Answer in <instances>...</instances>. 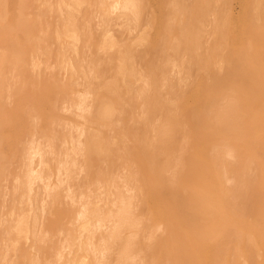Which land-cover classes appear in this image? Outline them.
<instances>
[{"label": "rangeland", "instance_id": "374dc122", "mask_svg": "<svg viewBox=\"0 0 264 264\" xmlns=\"http://www.w3.org/2000/svg\"><path fill=\"white\" fill-rule=\"evenodd\" d=\"M14 1L15 0H10V3L14 2ZM25 1H27V6H29L30 8L28 7L29 9L27 8L24 11H22L19 19L22 20L23 22H27V23H28V21H32L29 23L33 24V26H32L33 31L30 35V38H28V39H25V37H23L22 32H18V31L16 32L15 37L20 39V40L23 39V41L26 40V43H28L29 50L26 54L27 57L25 55L22 56V63H21L20 60H18L16 58L14 59L8 54V53H13V54L16 53V51L13 50L10 46V44H11L10 40H8L6 43L0 44V71H1V69L3 71V73H1L2 71L0 72V80H1L0 81V84H1L0 87L3 88L2 93H1L2 88H0V106H1L0 111L5 110L7 107L10 110L14 109L16 104L19 103V101H17L18 98L16 96V94L18 95V92H19L18 90L22 91V93L21 92L20 93L24 96V93H23L24 89H27L26 90L27 92H30V90H28L29 88L32 90L38 89L39 90L38 94L40 95V93H42V92L40 91L41 88H39V87H40L42 82H43V84L45 83L47 85H49V84H51V85L60 84L68 77V74L71 70L74 73V78L72 80L76 84L75 88L79 91H82V90L85 91L86 89H87V91H89V93L87 95H85V96L83 95L85 100L87 99L86 100L87 103H86V101H85V103L88 105V103L89 104L91 103V100L94 98L95 94H96V96H99V94L103 95L104 93L109 94L108 91L106 90V87H104V86H107V85L110 86L111 84H113L112 82L115 79V74H116L114 66L116 67V65L119 63L118 56L121 54L119 52V55H118V51H123V49L125 47L130 46V47H132L131 49L135 50L134 53L136 55L144 56L145 58H143V59L141 57L137 58V57H135V54L133 55L134 58H136L135 59V61H136L135 65L136 64L137 65L135 67L138 71V74H137L135 80H133V82L131 84V86L133 88L132 90H129L130 88H128V92L126 94L123 93V88L119 87V86H121V84L124 86L125 84L120 83V81H117L118 84H116V85L119 87V89L121 88L123 96H122V94L116 95V97H115L116 100L112 101V103H115V104H113L115 106V108L119 109V110L115 109V114L113 115L115 121L112 118L113 117L112 116L111 120L109 118L104 119V120L107 119L106 120L107 122L105 123V125L102 124L99 127L92 125L94 129L91 131L94 132L96 129L95 132L97 133V130H98L97 128H99L98 131H100V133H101L100 135L101 136L103 135L102 136L103 138L106 137V138H104V139H106L105 143L108 142V144L111 146L110 147L108 145V147L111 149L110 152L111 153L113 152L112 154H110V156L112 155V158L114 160L116 159L115 167H113V168L111 167L110 169L107 170L108 166L106 167V165H107L106 160L109 159L108 157L105 158L106 160L102 159L103 161L100 160L96 164V166H98V167L100 166L101 171L98 167H96V169L92 168L91 170L87 169L88 168V167H86L87 165L80 167L81 165H83V163L86 164L85 161L82 162V160H85L84 156L81 157L79 155H74L72 152H70V150H68V148L70 149V147H71V145H70L71 142H69V140H70L69 134L70 135L72 134L73 137L76 138L78 135H80L79 132L82 131L81 129L88 127V125H91L90 123L87 124L86 120H84L85 117L88 116L87 111H85L86 108H84L82 110V109L78 108L74 103L69 102V103H71V104H69L68 101H64L66 103L62 102V104H61V102H60V105L55 110V112L57 113V116L58 115L60 116L59 120H56L57 123L55 121H53V122H55L53 124V122H51V120L46 119L45 125L48 127L50 126L49 130L46 131V129H45V132H47V133H42L43 134L42 135L40 132H38L40 134L37 135V131H39L38 127L43 123L42 122L43 119L41 117H39L38 115H36L37 113H36V111H34L35 109L30 108L31 105H30L29 101L27 102L26 101L27 98H24L26 100H24V99L23 100L25 102H27V106H26L25 102H23L24 106H26L25 112L27 110L26 119L28 121L26 120L27 123L25 124L26 130L28 129L30 132V130L34 126L37 127V128H34L35 130H33V131H35V134H36L35 137H31L30 135L25 137V138L23 137L24 139H27V140H24V139L20 140L19 139L17 141V139H15V141H14L13 137L15 134V130H13L10 123L8 121H6L5 116H2L0 118L2 120H5V123L7 124V125L4 124V126H5V129L3 130L4 136H3V133H1V135H0L1 140L3 139L2 141L0 140V264H172L171 257H170L171 255L174 256L175 258L176 257L178 258L177 264H180L179 260H181V259H183V260L185 259L184 264H191L194 261L196 262V263L194 262V264H202V262L200 260H192L191 261L188 258H186L184 254L182 255V253H185V252H184V249H181L180 247H182V245L184 246L187 244L186 242H185L186 244H184L185 240L188 242L186 236L183 233L178 234L180 236H178V235L175 236L176 238H179V245H180V246H178V248H176V251H175L176 253L173 252V250H172L169 252L171 255L170 254L168 255V251L166 250L165 246H164V248H163V246L162 247L161 246H157V247L154 246L155 242L153 244V241H156L157 239H161L160 237H162V236H163L162 239L165 238L164 236L166 235V232H165V227H164L163 223H159L158 221L154 222V219L151 217L152 214H150L152 212L150 211V209H148V205L146 204V202H144L145 199L143 200V198H145V197H143V195H140L142 193L144 194V192H143L144 187L142 185L144 183V182H142L143 177H142V175H140V174H143V172H142L143 166H141V168L139 165L138 166H136V165L132 166V164H130V163L132 162L134 164L133 157L129 159V162L127 160V162L130 165V166H128L127 162H125V160L121 157L130 148L131 149L128 151L131 152V150H132L133 154H135L136 152H138L142 149L141 147L144 144H148V145L153 144L154 145L156 143V140H157V131L156 130H158L159 134L161 132L160 136L162 135V133H163V135L166 133H170V132H168L169 131L168 127L166 128V126H168V125H164V123H165L164 120H166L165 118H167L168 114L161 112V111L150 115L148 117L147 121L145 122L144 127L141 125L143 123V121H145V118H146L145 107H144V105L141 104V102H142L141 99H143L144 96L147 95V93H148V92L146 93V91H143V90H145L147 79L150 80L153 78L152 80L158 81L159 84L156 82L155 87H156V90H158V92L160 93L161 99L167 105H169V103L166 102L167 99H169L170 101L173 100L172 101V105H173L174 100H176L178 95L180 94L178 91L181 90L182 92H190L191 90H194L196 88L197 81H198V83L200 82L199 80H201V81L208 80L209 81V79H210L209 77L211 76L210 71H213L215 74L222 73V71H223L222 68L224 67V63L221 60L223 55H224V54L222 55V51H224L226 54L228 49H230L231 44L235 43L237 40L240 43L236 42V44H239V46H242V47L245 45V43H246V45H248L247 42L250 41V39L248 37H246L247 36L246 32L242 31V29H243L242 21H245V20L242 17L243 13L241 14V9H242L244 1H245L244 4L248 5L250 7L255 6L256 2L258 5L260 2H262V4H260V6H261V10L264 12V0L263 1H261V0H243V1L242 0H219V1L218 0H208V1H206L207 4L204 3V6H206V5L209 6L210 3H211L210 4L211 6H209L207 8L209 13L207 12L208 14L207 15L205 14V16L203 18L204 21H202L204 23H199V26H202L201 29L203 31V32L201 31V33L203 35L202 40L200 39V41H202L201 42L202 47L200 48L199 52L201 54H203V56H204L210 50V47H211L213 40H214V33H213L214 30L213 29H214V27L217 26L218 23H224L225 22V28H228L227 33H225L226 38L223 39L224 42L222 41L221 45H219L214 50L215 54L213 57L215 58V60L213 58H210V60H209V66L210 67L208 66V68L210 71L206 70L205 68H202V66L199 64L197 65V62L192 61L191 59H190L191 61H189L190 62L189 63L188 62L189 58L186 57L187 56L186 54H184L183 56H185L184 60L186 59L188 65H187L186 61L183 60L182 53H180V55H179L181 57L174 56L175 53L174 52H173L174 54L172 53V55L175 57L174 58L175 60H177L176 57H178V60H177L178 62L177 61L175 62V60L173 59L174 60L173 61L171 58V57H173L172 55L169 58L167 57L168 55L170 56V52H172V51H170V48L168 50V47H165V48H167L165 51H167V52L170 51L167 54V52L163 51L165 48L159 49V46H158V47H156V49H152L149 47L148 39H152L153 35L155 36V34L157 33L156 32L157 26L160 27V31L162 33L161 25L163 22H166L165 20L167 19L166 17H168V15H169V17H171V15H175V17L173 16L174 18L173 17L170 18V19H174L175 22L172 20L173 23H176L177 19L179 20L183 16L179 12H177V14L171 13L170 9L172 10V7H171L172 5L171 4L167 5L168 0L167 1L166 0H143V2L141 3V7L144 6L142 12H144V11L148 12L151 14V16H150V14L147 13V14H145L148 16V18H147V17H145L144 13H141V15H139V17H138V20L135 19V15L133 17V15L131 13L132 11H129L131 13V14L129 13L130 14L129 15L127 9H123L120 7L119 8L121 10L123 9L122 11L118 7H116L115 10L110 9V7H109L110 4H108L107 5L108 7L106 9H104L106 11V13L104 10H103L104 12L103 11L101 12L102 9L100 10V8H99V7H101L100 6L101 0H74V1L73 0H33V1L32 0H25ZM106 1H107V3H112L113 0H106ZM173 1L177 2L176 0H173ZM173 1L170 0L169 3L170 2L172 3ZM193 1L194 0H183V1L178 0V2L183 3V5H184L183 7H185L184 8L185 10L190 9V7L192 8V6L195 3V2L193 3ZM28 3H30V5ZM33 3H34V5H31ZM192 3H193V5H192ZM249 3H250V5H249ZM217 4H218V6H217ZM71 5L74 7H71ZM169 5H171V6H169ZM69 6H70V8H69ZM215 6H216V9H215ZM14 7H15V5L12 6V4H9L7 11H6V14H5L6 16L5 15L3 16V19H5V20H3L4 21L3 24L6 23V21L10 23L11 21H9V20L15 16L16 11L14 10ZM166 7H169V9ZM262 7H263V9H262ZM144 8H145V10H144ZM163 8L164 9L166 8V9L164 10ZM205 8L206 7H204V9ZM31 9H32V11H30ZM27 10H29V11H27ZM39 10H41V13H39L40 12ZM81 10H83V11H81ZM168 10L170 12H168ZM164 11L165 12L167 11L168 13L167 12L164 13ZM205 11H207V10H205ZM253 11H254V13L249 12V14L251 13V15H249V16H251L250 19L252 18L253 21L257 25H259L261 23L263 24L264 23V13L261 11V14H259V18H257L258 14L255 13L254 9H252V12ZM83 12H86V13H83ZM172 12H174V11L172 10ZM66 14H68L71 19L69 17H67L68 15H66ZM22 15H23V17H21ZM30 15H31V17H30ZM177 15H179V17ZM217 15H218V17H220L221 20L217 17ZM228 15H229V17H227ZM36 16H38V17H36ZM176 16H177V18H176ZM185 16H188V15H185ZM207 16H209V17H207ZM32 17H33V19H32ZM157 17H159V19ZM164 18H165V20H164ZM224 18H225V21L223 22ZM150 19H151V21H150ZM170 19L169 20L167 19L168 20L167 22L170 23V21H171ZM139 20H141V21H139ZM201 20H202V18H201ZM215 20H217V21H215ZM231 20H232V22H231ZM257 20H258V22H256ZM133 21H135V23ZM238 21H240L241 23ZM136 22H138V25H136L137 24ZM150 22H152V23H150ZM139 23L142 26L145 25V27H143V29H145L144 32L142 30V26ZM34 24L37 26H35ZM230 26H231L232 30H230V28H229ZM74 27H76V28H74ZM137 27L139 30H137ZM7 28H8V26H7ZM8 29H9V33L12 34V31L10 30V28H8ZM69 31H70V33H69ZM231 31H232V33H231ZM145 32L146 33L148 32L147 33L148 35H145L146 34ZM234 32H235V34H234ZM140 33L144 34L145 36L142 35V37H141ZM20 34H21V36H20ZM139 34H140V37L142 38V40H140V42L138 40ZM46 35L48 37H46ZM129 35H130V37H129ZM229 36H231L232 38H235V36H236L238 39L235 38L237 40L234 42H231L232 38H230ZM227 37L229 38V40ZM143 38H145L144 39L145 41H143ZM239 38L244 44L239 40ZM172 40H175V39H172ZM146 41H147V43H145ZM169 41L172 42V44H173V42H175V41H171L170 39H169ZM167 43H169V42H167ZM225 44H227V45H225ZM147 45H148V47H147ZM225 46H226V48H225ZM144 47L146 49H148V51H147L148 54H146V55L143 52V50H145ZM14 48L18 52V48H16V47H14ZM221 49H222V51H217V50H221ZM238 49H240V48H238ZM161 50H162V52H161ZM162 53H165V54H162ZM166 54H167V56H166ZM3 57H7L8 61H5V62L2 61V63H1V59ZM161 57H165L166 60L164 61V59H161ZM181 58H182V60H181ZM138 60H140V61H138ZM168 60L173 61V63L175 62L176 64L178 63V66L175 65V63H174L173 65L176 66V67L174 66L175 67L174 68L173 65H171L172 63ZM15 61L19 62L20 64L15 63ZM131 61H132V59H131ZM144 61H148L150 63L152 62L155 66H157V63H158V66L159 67L161 66L160 68L164 69L163 73H162V71L158 72L155 69L156 68L155 66H153V68L150 69L149 73L147 71L145 72L144 65H146V64L143 65ZM181 61H184L185 64H182ZM137 62H139V63H137ZM210 62H212V63H210ZM191 63H192V65H191ZM218 63L223 64V65H221L222 67H220V65ZM21 64H22V66H21ZM179 65H181V66H179ZM71 66L74 69L71 68ZM184 67L187 69H184ZM192 67H194V68L192 69ZM261 67H262V65H261ZM22 68H24V69H22ZM213 68H214V70H213ZM22 70H25V71H22ZM95 70L97 71V73L99 75H96V74L93 75ZM152 71L156 72V73H154L152 75L151 74ZM208 71H209V73H208ZM20 72L21 73L24 72L25 75L22 78L27 82V84L24 83L23 79L21 78V76H23V74L19 75ZM203 73H205V74H203ZM1 74H2V76H1ZM160 74H162V75H160ZM113 75H114V77H113ZM17 76L20 77V79L22 81L20 79H18ZM141 76H142V78H141ZM154 76L157 78H154ZM32 80H33V83H32ZM36 81L39 83V85ZM102 82H104V83L102 84ZM105 82L109 83V84L105 85L106 84ZM30 83H31V86H30ZM88 83H90L91 85ZM190 83H191V85L193 84L192 85L193 87L192 86L190 87ZM198 83H197V85H198ZM24 84L29 86V88L28 87L25 88ZM166 84H168V85H166ZM20 85H22V87ZM157 86H159V88ZM170 86H171V88H170ZM262 86H264V85H262ZM101 87H102V89H101ZM178 87L179 88L181 87V89H179ZM186 87L188 89H186ZM183 89L184 90L186 89V90L183 91ZM97 90H98V92H97ZM102 90H103V92H102ZM241 90L242 89H240L238 91V92H240V95L244 92V91L242 92ZM129 91L130 92L132 91V92L130 93ZM140 91H143V92L140 93ZM222 91L220 90L217 93L218 96L216 98H215V96L212 97L213 100H211V101H213V102L211 105H212V107H215V108H213V111L216 110L215 112H219V111L221 112V111L225 110V114H227L225 116L227 117V119L229 118L228 121H231V119H234V120H232L233 124L231 122L227 123L229 125L225 124V129H226L225 130V137H224L225 139L222 138L223 140H221L220 139L221 137H218L217 140L214 142L215 143V146H214L215 149L214 150H217L216 151L217 155L218 156L220 155L219 158L221 159V161L218 162V164L216 165L218 167L217 171L221 170L219 172L221 174L220 180H221V183L224 184L226 191H228V192H226L227 193L226 199L229 201L230 208H228L229 206H227L228 209L227 208L226 209L230 210L232 207V210L234 209L236 212L238 211L243 218L247 219L248 221L251 220L250 222H253L257 218H260V219H258V221L256 220L255 222L258 223L260 220L261 231L263 232L264 231V223L261 220L262 219L261 215L264 213V209L261 208L262 210L261 209L259 210L260 213L257 209H259L260 207H263V205H264V202H263L264 196L262 197V195H264V192H263L264 190L263 191L261 190L262 192L260 191V193H259V192L255 191L254 188H251V185H253V187L256 188L258 186V184H262V183L264 184V182H263L264 181V178H263L264 167H262L263 170L260 168L262 166V164H264V161H261L262 159L260 158L261 155L263 156L262 158H264V155H263L264 152L260 150V149H262V147L260 146L261 144H259V143H258V145L256 144L257 141L255 140V138H253L252 131L251 130L249 131V129H247V127H244V125L242 124V121L244 119H248L252 115L251 112H253V110L255 111L257 109V108L255 109V107H257L255 104L264 106V103H263L264 101L262 102V100H261L262 99L261 95H262V97L264 96V89H263V87H262V89H260V92H258L257 99L252 97L251 98L252 100H251L250 97L248 98V99H250L249 100L250 104L251 103L253 104L252 106L249 105L250 110H252V111L248 110V107H249L248 105L246 107V104L248 103L247 102L248 99H247L246 101L243 100V104L241 103V105H240L241 107H239V109H237L238 111L235 110L236 113H235V111H231L232 110L231 106L236 105L235 102L237 101V97L239 94L237 93V95H236L234 93L235 92L234 90L232 93V89L227 88V87L222 88ZM259 93H261V95H259ZM8 94H9V96H8ZM11 94H12V96H11ZM129 94H131V95H129ZM150 94H152V92H150ZM109 95L113 96V95H111V93ZM219 96L220 97L223 96V97L220 98ZM11 97H13V98H11ZM124 97H125V99H123ZM242 97L243 96H241V98ZM258 97H259V100H258ZM118 98L120 99V101H118ZM165 98H167V99H165ZM263 99H264V97H263ZM122 100H124V101H122ZM125 100L129 106L125 103ZM169 100H167V101H169ZM232 101H234V102H232ZM117 102H119V103L116 106ZM244 102H247V103H244ZM254 102H255V104H254ZM72 104H74V105H72ZM213 104H214V106H213ZM220 105H222V106H220ZM223 105L225 106L224 108H227L228 110L224 109ZM118 106H121V107L119 108ZM122 106H123V108H122ZM209 107H211V106H208L207 109ZM230 107H231V109H230ZM168 109H170V108H168ZM31 111L33 112L34 116L31 115V113H32ZM122 111H125V112L122 113ZM245 112L247 113V115ZM29 113L31 116H29ZM209 113H211V112L209 111ZM233 113L236 115H233ZM255 113H258V112L256 111ZM27 114L30 117V120L27 118ZM228 114L230 115L231 118L228 116ZM260 114H261L260 116H259V114H257V115L261 118L263 115H262V113H260ZM35 115H36V119H34ZM83 115H84V117H83ZM118 115H120V117ZM234 116H236V117H234ZM117 117L120 118V120H122V121L118 120ZM38 118L41 119L42 121L39 120ZM263 118H264V116H263ZM168 119L166 120L165 124L168 123ZM35 120H36V123H34ZM30 121H31V123H30ZM44 121H45V119H44ZM32 122L34 125L32 124ZM51 124H53V125H51ZM162 124H163V126H162ZM54 125H55V127H54ZM7 126L8 127L10 126V127L8 128ZM51 126H52V128H51ZM106 126H107V128H106ZM231 126H234V128H231ZM165 128L168 131L165 130ZM183 128H184V125H183ZM112 130L115 132H113ZM13 131H14V133H12ZM49 131H51V132L49 133ZM233 132H235V134ZM141 133L144 135H140ZM44 134H46L47 136ZM189 135H190L189 127L186 128L184 131L181 130L180 133H177L176 137L174 139L173 148L171 149V151L170 150L166 151V153L161 152V150H160L161 154H159L160 152L159 153L157 151L153 152V150H151L152 153H156L157 162L163 168L162 174H164V177L167 178L169 182H174L178 172L185 170L183 168H185L186 165L187 166L189 165L186 163H190L189 158H191L190 157L191 150H190V143L188 140V139H190ZM238 137H240V138H238ZM52 138H54V139L52 140ZM79 138H80V141H82V140L84 141L83 136H79ZM183 138L185 139L184 141H182ZM7 139L11 140L14 143V146H13V143H12V145H10V143L8 145ZM47 139H48V141H47ZM186 139H187V141H186ZM140 140H143L144 142L140 141ZM238 140H240V141H238ZM20 141L22 144L20 143ZM54 141H55V143H54ZM50 142H53L54 146ZM111 142H113V143H111ZM131 142L134 143V145L140 144L141 147L138 149H135V147L137 148L139 146H134V145H132ZM234 142L236 144H234ZM18 143H20V144L18 145ZM244 143H246L248 148H247V146L243 145ZM117 144H118V146H117ZM216 144H217V148H216ZM224 144H226V145L223 146ZM238 145H240V147L244 148L245 150L247 149L248 151L249 150H251V152L253 151V153H255V154H253L251 152H250V154H248L249 152L247 151V153H246V151H244L243 149H242V151H243L242 152V151H240L241 150L240 148H239L240 150H238V148H237ZM16 146L18 147V149L20 148L19 146H21L20 149H22L24 146L25 149L27 148V150H25V152L23 151L21 155L15 154L14 147H16ZM112 146H113V148H112ZM226 146H227V148H226ZM31 147H33L34 150H31L32 149ZM235 147L237 148V150ZM254 147H256V148H254ZM28 148H29V150H28ZM36 148H37V150H36ZM136 150H138V151H136ZM218 150H219V152H218ZM262 150H264V149H262ZM34 151H36L35 154H34ZM39 151H40V153H39ZM122 151H123V153H122ZM18 152H21V150ZM41 152H43V153H41ZM39 154L41 156H38ZM42 154L45 156H43ZM136 154H138V153H136ZM67 155H69V156H67ZM113 155H114V157H113ZM139 155H141V153ZM256 155L258 157L260 156L259 158L261 160H258ZM115 156H117V157H115ZM72 157H73V159H75V158L77 159L74 161L76 163V165L74 164V166H72V163H68V162H71L73 160ZM255 157H256V159H255ZM78 158H79V160H78ZM120 160H122V161H120ZM130 160H132V161H130ZM40 161L42 164L40 163ZM224 161H225V164L223 163ZM260 161L262 162V164ZM66 163H68V164H66ZM239 163H240V165H239ZM221 165H223V166L225 165L224 166L225 168L224 167L222 168ZM127 166L129 169H127ZM226 166H228V167L226 168ZM65 167L68 168V171H66ZM85 168H86V170H85ZM130 168H131V170H130ZM137 168H138V170H137ZM223 169H225V170H223ZM246 169H247V171H246ZM249 169L251 171H249ZM140 170L142 173L139 172ZM94 171L99 173V174L97 173L98 176L95 175L96 172H94ZM111 171L113 174L111 173ZM130 171H131V174H129ZM223 171H225L226 173ZM100 172H104V173L101 174ZM260 172L263 173V174H261L262 176L260 175ZM108 173H111L110 177H111V179L113 178L112 179L113 181L111 180L113 183L109 181V183H111V184H109V183L106 184L107 179L109 178ZM251 173H253V175ZM29 174L32 176H30ZM223 175L225 177H223ZM35 176L37 178H35ZM98 177L100 178V180ZM104 177H106V178H104ZM239 177H241V178H239ZM247 177H250V178H247ZM95 178H97V179H95ZM233 178L236 180H233ZM93 179H95V180H93ZM140 179L142 181H140ZM261 179L263 181H261ZM136 180H138V181H136ZM244 181L247 182L248 185ZM259 181L261 183H259ZM134 183H135V185H134ZM237 183H239V184H237ZM239 185L241 187H239ZM139 186L142 187L141 190H143V191L138 190V189H140ZM263 186L264 185H262V189H263ZM136 194H137V196H136ZM134 196H136V198ZM140 196H142V197H140ZM233 197H235V198H233ZM233 200H235V201L233 202ZM255 202H256V204H258V203L259 204L255 205ZM262 202H263V205L260 206V203H262ZM123 203L128 204V209H127L128 215H131V219L133 220L132 221L133 224L131 223L132 227H129V228L127 227L128 229L126 228L125 230H123L118 235L117 238L108 239V235H109L110 231L113 229V225H112V221H111L112 217H110V216H112V214H115L118 211V209H120V207L123 206L122 205ZM167 204H168V202H165V205H167ZM222 206H224V208L226 207L225 205H222ZM88 207L94 208V210L98 213V215L100 214L99 216L102 217V219L96 220V219H93V217H90L89 215L87 216V213H90V211L87 212ZM252 209L256 213H254L252 211ZM56 211L57 212L62 211L65 213V215L63 217L59 218L61 220V222H60V220H58L57 217H55ZM101 212H102V214H101ZM53 216H54V218H53ZM213 216H214V213L212 214L211 217H213ZM215 216H216V214H215ZM211 217H210V219L215 218V217H213V218H211ZM225 217H226V215H225ZM52 218L57 219V220H55V221H57L55 223L57 226H55V224H53V226H55V227L50 225L51 223H49L50 226H47V223L49 222L48 220L52 221L53 220ZM88 218L90 219V224L87 225V228L84 230L83 229V227H84L83 223H85L88 220ZM107 219L110 221H108ZM226 220H228V219H226ZM209 221L211 222V220H208L207 223L210 226L208 224H206L205 221H202V223L201 222L200 223L202 225L204 223L203 226H205V227H203L202 230L192 229V233L193 232L195 233V235L193 233L194 239L197 236L196 240L199 239V237H200V239L205 238L206 240L204 239V241L208 240L210 243H212V246L216 244L215 248L213 247V250L215 249L214 251H217V255L214 251L212 253V255L214 254L213 259H215L216 262H215V260L214 261L211 260L213 263H210V264H214V263L219 264L221 262L220 260L224 259V258H225L224 259L225 261H224V263L221 262V264H250V263L254 264V263L260 262L262 260V258L260 257L261 256L260 254H262V253H260L261 250H260V248L257 249V247H258V245H257L258 243H256L257 239L254 240V239L245 237V235H240L237 226L232 225V224H228V225L224 224L223 227L225 228V233L220 235L222 237L219 236L220 238H218L216 236L217 234L215 235V233H216V230H218V229L220 230L221 225H219V227H218V223H216L214 225V227L212 226V229H214L216 226L218 227V229H216L215 232H212L214 230H212V231L210 230L211 229L210 228L211 223ZM226 222H228V221H226ZM58 223H60L61 225ZM205 224L208 226L206 227ZM253 224H254V222H253ZM58 225H60V226H58ZM151 226H152V228H151ZM22 228H24V229H22ZM149 228H151V229L149 230ZM208 228L211 232H208ZM222 228H221V232H219V233H222ZM226 228H227V230H226ZM20 229H22V230H20ZM205 230H207V231H205ZM200 231L203 234H201ZM236 232L239 234H237ZM156 237H158V238H156ZM154 238L156 240H154ZM183 238H185V239H183ZM262 238L264 240V233L262 235ZM208 241H207V243H208ZM237 241H238V245H236ZM224 242H225V246H224ZM127 243L130 244V246H129L130 249L128 248V250H133V251H131L129 253L127 259L125 260L124 258L122 259L121 254L123 253L122 248H126L125 246L127 245ZM228 243H230V244H228ZM226 244H228V246H226ZM122 245H124V247H122ZM241 246H243V248H240ZM245 246H246L247 251L245 250ZM217 247H219V248H217ZM237 247L239 248L240 251H238ZM149 248H150V250H149ZM159 248H160V250H159ZM155 249H156V251H155ZM250 250H251V252H250ZM254 250H255V252H254ZM234 252H235V254H234ZM247 252L251 253V255H249V257L245 259V256L248 254ZM257 252H258V254H257ZM154 254H156V255H154ZM252 256H253V258H252ZM258 256L261 259L258 258ZM122 260H125V261L123 262ZM227 260H229V261H227ZM231 260H233V263L230 262Z\"/></svg>", "mask_w": 264, "mask_h": 264}, {"label": "bare ground", "instance_id": "6f19581e", "mask_svg": "<svg viewBox=\"0 0 264 264\" xmlns=\"http://www.w3.org/2000/svg\"><path fill=\"white\" fill-rule=\"evenodd\" d=\"M33 1V0H32ZM74 1V0H73ZM167 1V0H166ZM170 0H168L167 2V5L168 4H171L169 6L172 7V10L174 12H172V10L170 9L171 13H176L179 12L182 16L181 19H177V22L176 23H173L174 19H170L171 17H175V15H171V17H166L168 20L170 19V23L167 22L168 20L164 18V20L166 22H163L162 25H161V29H162V33L160 31V27H156V34L155 36L153 35L152 36V39H148V45L150 48L152 49H156V47L159 46V49H164L165 47H168V50L170 48V56L167 54L169 52L165 51L167 48H165L163 51L167 52L166 56L169 58L171 57L172 53L174 52L175 55L174 56H178V57H181L179 56L180 53H182V56L184 54H186L189 58L188 62L189 61H195L197 62V65H201L202 68H205L206 70H209L208 66H209V60L210 58H213L215 60V58L213 57L215 52V48H217L219 45H221V42L223 41L225 37V33H227V29L228 28H225V18L223 20L224 23H218L216 27H214V40H213V43L210 47V50L208 51V53L206 55L203 56V54H201L199 51H200V48L202 47L201 46V42L200 39L202 40V29L201 27L202 26H199V23H204L202 21H204V16L205 14L207 15L209 12H208V7L211 6L209 4V6H204V3L207 4L206 1L208 0H194L193 3H192V8L190 7V9L188 10H185L183 7V3L182 2H178V0H176L177 2H173L169 3ZM183 1V0H182ZM204 1V2H203ZM219 1V0H218ZM243 1V0H242ZM263 1V0H261ZM31 2V1H30ZM84 2V1H83ZM82 2V3H83ZM99 2V1H98ZM143 2V0H113L112 3H107L106 0H101L100 1V10L101 12L106 9L109 5L110 9H114L116 7H120V8H123V9H127L128 10V14L130 13L129 11H132V15L134 17L135 15V19L138 20V17L139 15H141V13H144L147 14L148 12H142L143 11V7H141V3ZM186 2V1H185ZM210 2V1H209ZM223 2V1H222ZM225 2V1H224ZM253 2V1H252ZM255 2V1H254ZM35 3V2H34ZM31 4V5H34ZM147 3V2H146ZM220 3V2H219ZM245 3V1H244ZM243 3V6H242V9H241V14L243 13V18L245 21H242V31L246 32L247 36L250 41L247 42L248 45H246L245 43V47L243 46H239V44H236V42L240 43L237 39V37L235 36V38H232L231 36H229L230 38H232L231 42H234L236 41L235 43L231 44L230 46V49H228V51L225 52L221 50H217V51H222V61L224 63V67L222 68L223 71L222 73H217L215 74L213 71H210V79L209 81L208 80H199L200 82L196 83V88L194 90H191L190 92H181L178 91L180 94L178 95L177 99L174 100V103L172 105V101H167V103H169V105H167L166 103L163 102V100L161 99L160 97V93L158 92V90H156V87H155V84L156 82L158 83V81L156 80H152V79H147L146 81V87H145V90L143 91H146L147 95L144 96L141 102L142 105H144L145 107V113H146V118H145V121H143V123L141 124L143 127L145 126V122L147 121L148 117L152 114H155L159 111L161 112H164V113H167L168 116L167 118H165L166 120L168 119V123H166V120L164 125H168L166 126V128L168 127V130L165 128V130H167L168 132L170 133H166L163 135L160 136L158 130L157 131V140H156V143L152 146L151 144H144L142 147L140 146V144L138 145H134V143H132V145L134 146H139V147H135V149H138V148H142L140 151L136 152L138 154H133V151L128 149L121 158H123L125 160V162H129V159L133 157L134 159V164L131 162L130 164H132V166L136 165V166H143L142 168V172L143 174H140L142 175L143 177V181L140 179V181L144 182L142 185L144 187V191L141 190V186H139L140 189H138L139 191H143L144 194H140V195H143V200L145 199L144 202H146V204L148 205V209H150V211L152 213V218L154 219V222L158 221L159 223H163L164 224V227H165V232H166V235L164 236L165 238L162 239V237H160L161 239H155L156 241H153V244L155 242V245L154 246H164L166 247V250L168 251V255L170 254L169 252L173 250V252L176 251V248H178L179 245V238H176L175 236H177L178 234L180 233H183L188 242L185 240L184 241V244L186 245H182V247H180L181 249H184V252L185 253H182V255L184 254L186 258H188L189 260H200L202 262V264H210V263H213L212 261H214L215 259H213V247L215 248V245L212 246V243H210L208 240V243L207 241H204L205 238H202L200 239H197L196 240V237L195 239L193 238V233H192V229L196 230H202L204 223L203 225L201 224L202 221H205L206 224L208 220H211V231L212 232H215L216 229H218L219 225H221L220 227L222 228L224 224L228 225V224H232V225H236L238 230H239V233L240 235H245V237H248V238H251V239H257V242L258 243V248H260L262 254H260L259 256L262 258V260L260 262H257V263H254V264H264V240L262 238V235L264 233V231L262 232L261 231V224H260V220L259 222H255L256 220L258 221V219L260 218H257L256 220H254V224L253 222H250L248 221L247 219L243 218L241 216V214L237 211H235L234 209L232 210V207H231V211L230 210H227L228 208H230V204H229V201L226 199V195L228 191H226L225 187H224V184L221 183V180H220V171H217L218 170V167L216 166L218 164V162L221 161V159L219 158V156L217 155V150H214V146H215V141L217 140L218 137H221L220 139L223 140L222 138L225 137V124L232 122V120L234 119H231V121H228L227 117L225 115V110L224 111H219V112H215L216 110L213 111V108L215 107H212V102L211 100L212 97L215 96V98L218 96L217 93L221 90L222 91V88H230L232 89V93H233V90L235 91L234 93L237 95V93L239 94L238 97H237V101L235 102L236 105L234 106H231L232 107V110L231 111H238L237 109H239V107H241V103L243 104V100H247L249 97L250 99L253 97L255 99H257V96H258V92H260V89H264V23L261 25H257L253 19L249 16L251 15V13H254V11L252 12V9L255 10V13L258 14V17L259 18V14H261V6L260 4H262V2H258L259 5L257 4L256 2V5L255 6H248V5H245ZM251 3V2H250ZM249 3V5H250ZM9 4H12L15 5L14 7V10L16 11L15 13V16L12 17V19H10L9 21H11L10 23L6 21V23L3 24V16L6 14V11H7V8L9 6ZM30 5V3H28ZM68 4V3H67ZM73 4V3H72ZM78 4V3H77ZM94 4V3H93ZM112 4V5H111ZM190 4V3H189ZM222 4V3H221ZM248 4V3H247ZM74 5V4H73ZM84 5V4H83ZM82 5V6H83ZM112 6V7H111ZM218 6V4H217ZM29 6H27V1L25 0H15L14 2H11L10 3V0H0V44H3V43H6L8 40H10V46L13 50L16 51V53H8L12 58H16L18 60L21 61L22 63V56H26L28 50H29V45L28 43H26V40L23 41V39H18L16 38L15 34L16 32H22L23 34V37H25V39H28L30 38V35L32 33V26L33 24L32 23H29V22H32V21H28L27 22H23L22 20H20V15L22 13V11H24L25 9H27ZM71 7H74L71 5ZM158 7V6H157ZM178 7V8H177ZM204 7H206L204 9ZM30 8V7H29ZM28 8V9H29ZM70 8V6H69ZM79 8V7H78ZM82 8V7H81ZM119 8V9H120ZM169 9V7H166ZM165 8V9H166ZM98 9V8H97ZM96 9V10H97ZM122 9V10H123ZM164 9V8H163ZM164 9V10H165ZM215 9H216V6H215ZM220 9V8H219ZM263 9V7H262ZM84 10V9H83ZM81 10V11H83ZM121 10V9H120ZM121 10V11H122ZM126 10V11H127ZM145 10V8H144ZM148 10V9H147ZM153 10V9H152ZM178 10V11H177ZM207 10V11H205ZM14 11V12H15ZM29 11V10H27ZM32 11V9L30 10ZM41 13V10H39ZM72 11V10H71ZM95 11V10H94ZM105 11V10H104ZM103 11V12H104ZM108 11V10H107ZM125 11V12H126ZM168 10V12H170ZM13 12V11H12ZM75 12V11H74ZM99 12V11H98ZM167 12V11H166ZM164 11V13H166ZM167 12V13H168ZM208 12V13H207ZM216 12V11H215ZM249 12H251L249 14ZM263 12V11H262ZM25 13V12H24ZM78 13V12H77ZM83 13H86V12H83ZM106 13V11H105ZM108 13V12H107ZM130 13V14H131ZM155 13V12H154ZM160 13V12H159ZM217 13V12H216ZM221 13V12H220ZM227 13V12H226ZM264 13V12H263ZM262 13V14H263ZM104 14V13H103ZM129 14V15H130ZM150 14V13H148ZM212 14V13H211ZM218 14V13H217ZM224 14V13H223ZM24 15V14H23ZM23 15L21 17H23ZM68 15V14H66ZM126 15V14H125ZM153 15V14H152ZM164 15V14H163ZM185 15H188V16H185ZM227 15V14H226ZM6 16V15H5ZM127 16V15H126ZM143 16V15H142ZM151 16V14H150ZM179 17V15H177ZM176 16V18H177ZM29 17V16H28ZM31 17V15H30ZM29 17V18H30ZM38 17V16H36ZM64 17V16H63ZM69 17V15L67 16ZM128 17V16H127ZM145 17L148 18L147 15H145ZM173 17V18H174ZM209 17V16H207ZM218 17V15H217ZM222 17V16H221ZM229 17V15L227 16ZM254 17V16H253ZM70 18V17H69ZM74 18V17H73ZM72 18V19H73ZM159 19V17H157ZM202 18V20H201ZM215 18V17H214ZM220 19V17H218ZM255 18V17H254ZM33 19V17H32ZM62 19V18H61ZM71 19V18H70ZM216 19V18H215ZM230 19V18H229ZM241 19V18H240ZM69 20V19H68ZM162 20V19H161ZM206 20V19H205ZM221 20V19H220ZM256 20V19H255ZM27 21V20H26ZM35 21V20H34ZM141 21V20H139ZM151 21V19H150ZM153 21V20H152ZM157 21V20H156ZM217 21V20H215ZM236 21V20H235ZM36 22V21H35ZM135 23V21H133ZM143 22V21H142ZM175 22V21H174ZM232 22V20H231ZM240 22V21H238ZM258 22V20L256 21ZM260 22V21H259ZM138 25V22H136ZM146 23V22H145ZM144 23V24H145ZM152 23V22H150ZM173 23V24H172ZM235 23V22H234ZM241 23V22H240ZM140 24V23H139ZM147 24V23H146ZM149 24V23H148ZM35 25V24H34ZM67 25V24H66ZM141 25V24H140ZM228 25V24H227ZM10 28V30L12 31V34L9 33V29L7 28ZM37 26V25H35ZM142 26V25H141ZM229 26V25H228ZM239 26V25H238ZM64 27V26H63ZM62 27V28H63ZM144 26H142V30L143 32L145 31V29H143ZM149 27V26H148ZM76 28V27H74ZM73 28V29H74ZM131 28V27H130ZM134 28V27H133ZM230 30L231 29V26L229 27ZM57 30V29H56ZM69 30V29H68ZM129 30V29H128ZM137 30L138 27H137ZM141 30V29H140ZM229 30V31H230ZM136 31V30H135ZM147 31V30H146ZM238 31V30H237ZM240 31V30H239ZM66 32V31H65ZM203 32V31H202ZM241 32V31H240ZM14 33V34H13ZM67 33V32H66ZM70 33V31H69ZM68 33V34H69ZM86 33V32H85ZM146 33V32H145ZM148 33V32H147ZM145 34V35H148V34ZM155 33V32H154ZM229 33V32H228ZM232 33V31H231ZM46 34V33H45ZM78 34V33H77ZM109 34V33H108ZM141 34V33H140ZM140 34H139V42L140 40H142V35L144 34H141V37H140ZM235 34V32H234ZM238 34V33H237ZM236 34V35H237ZM48 35V34H47ZM46 35V37H48ZM72 35V34H71ZM144 35V36H145ZM202 35V36H201ZM209 35V34H208ZM21 36V34H20ZM73 36V35H72ZM213 36V35H212ZM8 37V38H7ZM65 37V36H64ZM130 37V35H129ZM148 37V36H147ZM211 37V36H210ZM245 37V38H246ZM111 38V37H110ZM141 38V39H140ZM175 39V40H172V39ZM207 38V37H206ZM228 38V37H227ZM145 38H143V41ZM169 39L171 41H175L173 42H170ZM235 39V40H234ZM130 40V39H129ZM137 40V41H138ZM229 40V38H228ZM240 40V38H239ZM205 41V40H204ZM241 41V40H240ZM123 42V41H122ZM133 42V41H132ZM169 42V43H167ZM224 42V41H223ZM242 42V41H241ZM143 43V42H142ZM147 43V41L145 42ZM171 43V44H170ZM243 43V42H242ZM241 43V44H242ZM120 44V43H119ZM129 44V43H128ZM140 44V43H139ZM224 44V43H223ZM222 44V45H223ZM244 44V43H243ZM142 45V44H141ZM147 45V47H148ZM168 45V46H167ZM209 45V46H210ZM227 45V44H225ZM18 48V52L17 50L14 48V47ZM247 46V47H246ZM137 47V46H136ZM207 47V46H206ZM132 47L130 46H127L123 49V51H118V55H119V52L121 53L118 58H119V63L116 65V67L114 66L115 68V79L113 80V84H111L110 86L107 85L109 83H106L105 85L107 86H104L106 87V90L108 91V93L113 96H110L109 94H106L104 93L103 95H100L99 96H94V98L91 100V103L88 105L86 104L87 103V99L85 100V98L83 97V95H87L89 93V91H87V89L85 91H79L75 88V83L73 82V78H74V73L72 72V70L69 72L68 74V77L60 84H55V85H47V84H43V82L41 83L40 87V91L43 93H40V95L38 94V89H30L29 86L25 85V88L28 87L30 90V92H27L26 90L27 89H24L23 93H24V96L21 94L22 91L18 90V95L16 94L17 96V101H19V103L16 104V106L14 107V109L10 110L8 107L5 109V110H1L0 111V118L2 116H5L6 118V121H8L11 125V127L13 128V130H15V134H14V141L15 139H17V141L20 139V140H23L25 137L27 136H31V137H35L36 134H35V130L34 128H37V127H33L30 132L29 130L27 129L26 130V127H25V124L27 123L26 122V112H25V107L27 106V102L29 101L31 107L30 108H34L36 111V115H38L39 117H41L43 119V121L41 120L43 123L38 127L39 131H37V135L38 134H42V133H47L45 132V129L46 131L49 130L50 126H46L45 125V122H46V119L48 120H51V122L55 121L56 120H59V115L57 116V113L55 112L56 108L60 105V102L62 104V102L64 101H68L71 102V103H74L78 108L80 109H85V111H87V114L88 116L85 117L84 120H86V123H90L91 125H88V127H85L83 129H81L82 131L79 132L80 135H78L76 138L73 137V135L69 134V142H71V147L70 149L68 148V150H70V152H72L74 155H79L81 157L84 156L85 160H82V162H86L83 163V165H81L80 167H83L84 165L86 167H88L87 169L88 170H91L92 168H95L98 167L96 166V164L98 163V161L100 160H104L105 158H109V159H105L106 160V167L108 166L107 170L110 169L111 167H115V161L116 159L114 160L112 158V155L110 156V154H112L110 152V148L108 147V142L105 143V140L104 138L106 137H102L100 134V131L99 128H97V133L95 131H91L93 130V126L92 125H95L96 127H99L100 125H105V123L107 122L106 120L109 118L111 120V117L115 114V109H118V108H115V106L113 104L115 103H112V101H115V97L116 95H119V94H122V90L121 88L119 89V87H122L123 88V93H127L128 92V88H130L129 90H132V82L133 80H135L137 74H138V71L136 69V65H135V59L134 58V51L133 49H131ZM145 48V47H144ZM226 48V46H225ZM240 48V49H238ZM143 49V48H142ZM243 49V50H242ZM116 50V49H115ZM138 50V49H137ZM146 50V51H145ZM145 50H143V52L146 54L148 49L145 48ZM156 51V50H155ZM226 51V50H225ZM137 52V51H136ZM162 52V50H161ZM156 53V52H155ZM173 53V54H174ZM160 54V53H159ZM162 54H165V53H162ZM18 56V57H17ZM173 56V55H172ZM171 57L172 60L175 58V57ZM2 57V56H1ZM27 57V56H26ZM135 57L137 58H145L144 56H140V55H136L135 54ZM153 57V56H152ZM160 57V56H159ZM178 57L177 60H178ZM184 57L183 56V60H184ZM181 58V60H182ZM132 59V61H131ZM161 59H164V61L166 60L165 57H161ZM160 59V60H161ZM180 59V58H179ZM191 59V60H190ZM175 60V59H174ZM173 60V61H174ZM175 60V62L177 61ZM5 62V61H8V58L7 57H3L1 59V63ZM140 61V60H138ZM142 61V60H141ZM149 61V60H148ZM148 61H144L143 62V65L145 67V72L147 71L149 73L150 69L153 68V66H155L152 62H148ZM163 61V60H162ZM170 61V60H168ZM173 61H170L169 63L171 65H173ZM186 61V59L184 60ZM184 61H181L182 64H185ZM213 61V60H212ZM220 61V60H219ZM178 62V61H177ZM184 62V63H183ZM194 62V63H195ZM214 62V61H213ZM217 62V61H216ZM221 62V61H220ZM15 63L17 64H20L19 62H16ZM139 63V62H137ZM163 63V62H162ZM180 63V62H179ZM187 63V61H186ZM190 63V62H189ZM193 63V62H192ZM191 63V65H192ZM212 63V62H210ZM215 63V62H214ZM65 64V63H64ZM153 64V65H152ZM196 64V63H195ZM220 67H222L221 65L223 64H220ZM161 65V64H160ZM175 65L178 66V63ZM173 65V67L175 66ZM188 65V63H187ZM186 65V66H187ZM214 65V64H213ZM262 65V67H261ZM22 66V64H21ZM157 66H158V63H157ZM155 66L156 70L158 72H161L163 73L164 69L163 68H160L159 66L157 67ZM181 66V65H179ZM217 66V65H216ZM164 67V66H163ZM172 67V68H173ZM176 67V66H175ZM174 67V68H175ZM210 67V66H209ZM37 68V67H36ZM64 68V67H63ZM66 68V67H65ZM71 68H73L71 66ZM83 68V67H82ZM113 68V69H114ZM173 68V69H174ZM182 68V67H181ZM194 67H192L193 69ZM198 68V67H197ZM201 68V69H202ZM24 69V68H22ZM27 69V68H26ZM33 69V68H32ZM74 69V68H73ZM166 69V68H165ZM172 69V70H173ZM184 69H187L184 67ZM183 69V70H184ZM221 69V68H220ZM221 69V70H222ZM18 70V69H17ZM92 70V69H91ZM143 70V71H144ZM214 70V68H213ZM2 71V69H1ZM0 71V72H1ZM20 71V70H19ZM22 71H25V70H22ZM21 71V72H22ZM167 71V70H166ZM174 71V70H173ZM178 71V70H177ZM186 71V70H185ZM189 71V70H188ZM191 71V70H190ZM208 71V73H209ZM19 73L20 74H23L22 77H24V72L23 73ZM110 72V71H109ZM141 72V71H140ZM144 72V73H145ZM172 72V71H171ZM181 72V71H180ZM183 72V71H182ZM192 72V71H191ZM3 73V71L1 72ZM142 73V72H141ZM156 73V72H153L152 71V75ZM178 73V72H177ZM37 74V73H36ZM90 74V73H89ZM96 74V75H99L97 73V71L95 70L93 75ZM114 74V73H113ZM175 74V73H174ZM182 74V73H181ZM205 74V73H203ZM219 74V75H218ZM79 75V74H78ZM81 75V74H80ZM162 75V74H160ZM178 75V74H177ZM191 75V74H190ZM2 76V74H1ZM143 76V75H142ZM141 76V78H142ZM149 76V75H148ZM185 76V75H184ZM204 76V75H203ZM18 77V76H17ZM38 77V76H37ZM114 77V75H113ZM191 77V76H190ZM205 77V76H204ZM31 78V77H30ZM97 78V77H96ZM99 78V77H98ZM154 78H157L154 76ZM174 78V77H173ZM18 79H20V77H18ZM23 79V78H22ZM32 79V78H31ZM138 79V78H137ZM165 79V78H164ZM168 79V78H167ZM21 80V79H20ZM34 80V79H33ZM33 80H32V83H33ZM166 80V79H165ZM1 81V80H0ZM22 81V80H21ZM24 83L27 84V82L23 79ZM30 81V80H29ZM48 81V80H47ZM109 81V80H108ZM112 81V80H111ZM110 81V82H111ZM117 81H120V83H124L125 85L123 86L121 84V86H117L116 84H118ZM37 82V81H36ZM38 83V82H37ZM74 83V84H73ZM104 82H102L103 84ZM179 83V82H178ZM186 83V82H185ZM35 84V83H34ZM33 84V85H34ZM53 84V83H52ZM90 84V83H88ZM136 84V83H135ZM159 84V83H158ZM161 84V83H160ZM1 85V84H0ZM32 85V86H33ZM39 85V83H38ZM37 85V86H38ZM91 85V84H90ZM134 85V84H133ZM168 85V84H166ZM180 85V84H179ZM193 85V84H192ZM191 83H190V87L192 86ZM22 87V85H20ZM30 86H31V83H30ZM164 86V85H163ZM174 86V85H173ZM187 86V85H186ZM99 87V86H98ZM159 88V86H157ZM167 87V86H166ZM193 87V86H192ZM2 88V87H0ZM33 88V87H32ZM35 88V87H34ZM45 88V89H44ZM171 88V86H170ZM179 88V87H178ZM185 88V87H184ZM89 89V88H88ZM102 89V87H101ZM104 89V88H103ZM144 89V88H143ZM162 89V88H161ZM181 89V87L179 88ZM178 89V90H179ZM186 89H188L186 87ZM185 89V90H186ZM240 89H242L241 92L242 94L240 95V92H238ZM105 90V91H106ZM183 89V91H185ZM36 91V92H35ZM106 91V92H107ZM143 91H140L143 92ZM3 92V88L1 89V93ZM17 92V91H16ZM21 92V93H20ZM98 92V90H97ZM103 92V90H102ZM130 92V91H129ZM132 92V91H131ZM130 92V93H131ZM150 92H152V94H150ZM177 92V93H178ZM223 92V91H222ZM230 92V91H229ZM11 93V92H10ZM78 93V94H77ZM96 93V92H95ZM145 93V92H144ZM143 93V94H144ZM166 93V92H165ZM221 93V92H220ZM224 93V92H223ZM91 94V93H90ZM94 94V93H93ZM128 95V94H127ZM131 95V94H129ZM259 95H261V93H259ZM2 96V95H1ZM9 96V94H8ZM7 96V97H8ZM12 96V94H11ZM123 96V94H122ZM169 96V95H168ZM226 96V95H225ZM241 96H243L241 98ZM118 97V96H117ZM176 97V96H175ZM220 97V96H219ZM223 97V96H221ZM220 97V98H221ZM264 97V96H263ZM262 95H261V100L262 102L264 101ZM9 98V97H8ZM13 98V97H11ZM24 98H27L24 99ZM122 98V97H121ZM230 98V97H229ZM233 98V97H232ZM236 98V97H235ZM234 98V99H235ZM245 98V99H244ZM26 100L27 102H25L24 100ZM125 99V97L123 98ZM218 99V98H217ZM250 99H248V103L247 102H244V103H247L246 104V107L247 105L249 106H252L253 104L251 103L250 104ZM252 100V99H251ZM258 100H259V97H258ZM86 101V103H85ZM118 101H120V99L118 98ZM124 101V100H122ZM130 101V100H129ZM225 101V100H224ZM223 101V102H224ZM235 101V100H234ZM232 101V102H234ZM5 102V101H4ZM26 104V106H24V103ZM66 103V102H64ZM67 103V104H68ZM69 103V104H71ZM119 102H117L116 106L118 105ZM125 103L128 105V103L126 102L125 100ZM132 103V102H131ZM130 103V104H131ZM226 103V102H225ZM264 103V102H263ZM72 104V105H74ZM121 104V103H120ZM119 104V105H120ZM215 104V103H214ZM213 104V106H214ZM232 104V103H231ZM255 104V102H254ZM225 105V104H224ZM223 105V108L225 107ZM257 107H255V111L253 110V112H251V116L248 118V119H244L242 121V124L244 125V127H247V129H249V131L251 130L252 133H253V138H255V140L257 141V145L258 143L261 144L260 146L262 147V149H264V106L262 105H257L255 104ZM7 106V105H6ZM70 106V105H69ZM75 106V107H76ZM129 106V105H128ZM208 106H211L207 109ZM222 106V105H220ZM250 106L248 107V110H250ZM119 108L121 106H118ZM132 107V106H131ZM230 107V109H231ZM4 108V107H3ZM77 108V109H78ZM123 108V106H122ZM121 108V109H122ZM170 108V109H168ZM0 109H1V106H0ZM212 109V110H211ZM226 110H228L227 108H224ZM242 109V108H241ZM60 110V109H59ZM119 110V109H118ZM117 110V111H118ZM123 110V109H122ZM247 110V111H248ZM209 111L211 113H209ZM230 111V112H231ZM235 111V113H236ZM252 111V110H250ZM258 112V113H255V112ZM29 112V111H28ZM32 112V111H31ZM30 112V113H31ZM125 112V111H122V113ZM262 113V117L260 118L259 116L261 115L260 113ZM29 113V116L33 115V112L31 113L30 115ZM246 113V112H245ZM120 114V113H119ZM259 114V116L257 115ZM36 115H35V118L36 119ZM126 115V114H125ZM233 115H236L233 113ZM245 115V114H244ZM247 115V113H246ZM28 116L27 114V118L30 120V117ZM34 116V115H33ZM86 116V115H85ZM117 116V115H116ZM120 117V115H118ZM228 116L230 117V115L228 114ZM232 116V115H231ZM84 117V115H83ZM233 117V116H232ZM236 117V116H234ZM105 118H107L106 120H104ZM114 119V116L112 117ZM118 118V117H117ZM116 118V119H117ZM231 118V117H230ZM263 118V119H262ZM45 119V121H44ZM112 119V120H113ZM236 119V118H235ZM38 120V121H39ZM118 120H120V118H118ZM28 121V120H27ZM37 121V122H38ZM115 121V119H114ZM122 121V120H120ZM53 122V124L55 123ZM244 122V123H243ZM31 123V121H30ZM34 123H36V120L34 121ZM57 123V122H56ZM85 123V122H84ZM5 123V120H2L0 119V135L1 133H3V130L5 129V126H4ZM33 124V122H32ZM50 124V123H49ZM51 124V125H53ZM81 124V123H80ZM109 124V123H108ZM113 124V123H112ZM133 124V123H132ZM3 125V126H2ZM7 125V124H6ZM34 125V124H33ZM114 125V124H113ZM183 125H184V128H183ZM229 125V124H227ZM237 125V124H236ZM110 126V125H109ZM115 126V125H114ZM163 126V124H162ZM182 126V127H181ZM8 127V126H7ZM10 127V126H9ZM8 127V128H9ZM55 127V125H54ZM76 127V126H75ZM127 127V126H126ZM189 127V132H190V135H189V143H190V163H186V164H189L188 166L186 165L185 170L181 171V172H178V174L176 175V178H175V181L174 182H169L167 178L164 177V174H162L163 172V168L158 164L157 162V159H156V153H152L151 150H153V152L157 151L158 153L160 152H165L166 151H171V149L173 148V144H174V139L176 137V134L177 133H180L181 130H185L186 128ZM48 128V129H47ZM52 128V126H51ZM104 128V127H103ZM107 128V126H106ZM129 128V127H128ZM231 128H234V126H231ZM37 129V130H38ZM55 129V128H54ZM80 129V128H79ZM105 129V128H104ZM112 129V128H111ZM158 129V128H157ZM12 130V129H11ZM26 130V131H25ZM78 130V129H77ZM151 130V129H150ZM32 131V132H31ZM54 131V130H53ZM72 131V130H71ZM113 131V130H112ZM122 131V130H121ZM248 131V130H247ZM40 132V133H38ZM51 131H49L50 133ZM69 132V131H68ZM115 132V131H113ZM136 132V131H135ZM14 133V131L12 132ZM78 133V132H77ZM235 134V132H233ZM246 133V132H245ZM11 134V133H10ZM52 134V133H51ZM68 134V133H67ZM248 134V133H247ZM7 135V134H6ZM43 135V134H42ZM46 135V134H44ZM65 135V134H64ZM140 135H144V134H140ZM182 135V134H181ZM187 135V134H186ZM3 136H4V133H3ZM8 136V135H7ZM41 136V135H40ZM47 136V135H46ZM49 136V135H48ZM56 136V135H55ZM66 136V135H65ZM79 136H83L84 138V141H80V138ZM105 136V135H104ZM136 136V135H135ZM239 136V135H238ZM248 136V135H247ZM1 137V136H0ZM24 137V138H23ZM50 137V136H49ZM117 137V136H116ZM160 137V138H159ZM246 137V136H245ZM249 137V136H248ZM29 138V137H28ZM56 138V137H55ZM65 138V137H64ZM240 138V137H238ZM32 139V138H31ZM35 139V138H34ZM51 139V138H50ZM54 138H52L53 140ZM66 139V138H65ZM104 139V140H103ZM154 139V138H153ZM225 139V138H224ZM1 140V138H0ZM3 140V139H2ZM1 140V141H2ZM5 140V139H4ZM8 140V139H7ZM24 140H27V139H24ZM137 140V139H136ZM152 140V139H151ZM185 139L183 138L182 141H184ZM220 140V141H221ZM34 141V140H33ZM48 141V139H47ZM68 141V140H67ZM109 141V140H108ZM140 141H143V140H140ZM187 141V139H186ZM234 141V140H233ZM240 141V140H238ZM144 142V141H143ZM142 142V143H143ZM226 142V141H225ZM224 142V143H225ZM12 145V141L11 140H8V145ZM21 143V141H20ZM18 143V145L20 144ZM27 143V142H26ZM33 143V142H32ZM46 143V142H45ZM52 145L55 143L53 142H50ZM49 143V144H50ZM113 143V142H111ZM116 143V142H115ZM186 143V142H185ZM228 143V142H227ZM242 143V142H241ZM240 143V144H241ZM22 144V143H21ZM234 144H236L234 142ZM39 145V144H38ZM37 145V146H38ZM41 145V144H40ZM46 145V144H45ZM113 145V144H112ZM222 145V144H221ZM226 144H224L223 146H225ZM243 145L247 146L246 143H244ZM13 146H14V143H13ZM22 146V145H21ZM21 146H19L21 148ZM50 146V145H49ZM54 146V145H53ZM52 146V147H53ZM56 146V145H55ZM110 146V145H109ZM118 146V144H117ZM228 146V145H227ZM226 146V148H227ZM230 146V145H229ZM237 146V145H236ZM10 147V146H9ZM51 147V148H52ZM111 147V146H110ZM124 147V146H123ZM18 149V147H14V151H15V154H18V155H21L22 152L25 150H27V148L25 149V147L23 146L22 149ZM32 149L31 150H34L33 147H31ZM38 148V147H37ZM36 148V150H37ZM48 148V147H47ZM113 148V146H112ZM128 148V147H127ZM185 148V147H184ZM216 148H217V144H216ZM222 148V147H221ZM220 148V149H221ZM236 148V147H235ZM238 150L242 151V149L244 151H246L247 153V149L245 150L244 148H241L240 145H238ZM236 148V150H237ZM240 148V149H239ZM248 148V146H247ZM250 148V147H249ZM256 148V147H254ZM119 149V148H118ZM251 149V148H250ZM260 149V148H259ZM260 149L261 151L264 152V150ZM21 152H18L20 151ZM29 150V148H28ZM50 150V149H49ZM123 150V149H122ZM225 150V149H224ZM234 150V149H233ZM259 150V151H260ZM43 151V150H42ZM52 151V150H51ZM115 151V150H114ZM222 151V150H221ZM36 151H34V154H35ZM110 152V153H109ZM161 152L159 154H161ZM176 152V151H175ZM187 152V151H186ZM219 152V150H218ZM234 152V151H233ZM236 152V151H235ZM243 152V151H242ZM250 154L251 150L248 151ZM29 153V152H28ZM40 153V151H39ZM43 153V152H41ZM123 153V151H122ZM141 153V155H139ZM229 153V152H228ZM232 153V152H231ZM239 153V152H238ZM253 153V151L251 152ZM65 154V153H64ZM245 154V153H244ZM255 154V153H253ZM32 155V154H31ZM43 155V154H42ZM70 155V154H69ZM67 155V156H69ZM72 155V154H71ZM229 155V154H228ZM240 155V154H239ZM252 155V154H251ZM250 155V156H251ZM264 155V153H263ZM38 156H41L40 154ZM45 156V155H43ZM245 156V155H244ZM249 156V157H250ZM255 156V155H254ZM31 157V156H30ZM47 157V156H46ZM114 157V155H113ZM117 157V156H115ZM125 157V158H124ZM162 157V156H161ZM232 157V156H231ZM235 157V156H234ZM252 157V156H251ZM257 159L258 160H261V161H264L262 158L263 156L261 155V159L256 155ZM255 157V159H256ZM48 158V157H47ZM158 158V157H157ZM248 158V157H247ZM253 158V157H252ZM73 159V157H72ZM82 159V158H81ZM132 159V160H133ZM37 160V159H36ZM48 160V159H47ZM75 160H77L76 158L73 159L71 162H68V163H72V166H74V164L76 165V163L74 162ZM79 160V158H78ZM102 160V161H103ZM130 160V161H132ZM39 161V160H38ZM46 161V160H45ZM81 161V160H80ZM122 161V160H120ZM159 161V160H158ZM260 161V162H261ZM119 162V161H118ZM127 162V165H129V163ZM252 162V161H251ZM39 163V162H38ZM41 163V161H40ZM66 163V164H68ZM80 163V162H79ZM225 164V161L223 162ZM253 163V162H252ZM259 163V162H258ZM257 163V164H258ZM42 164V163H41ZM262 164V162H261ZM260 164V165H261ZM89 165V166H88ZM240 165V163H239ZM68 166V165H67ZM121 166V165H120ZM127 166V169H129ZM165 166V165H164ZM222 168L225 166L221 165ZM220 166V167H221ZM42 167V166H41ZM217 167V168H216ZM228 166H226L227 168ZM251 167V166H250ZM255 167V166H254ZM260 167V166H259ZM262 167H264V164H262V166L260 167L262 169ZM71 168V167H70ZM73 168V167H72ZM100 169V166L98 167ZM117 168V167H116ZM132 168V167H131ZM130 168V170H131ZM139 168V167H138ZM137 168V170H138ZM225 168V167H224ZM252 168V167H251ZM250 168V169H251ZM62 169V168H61ZM60 169V170H61ZM66 171H68V168H66ZM178 169V168H177ZM249 169V171H251ZM70 170V169H69ZM86 170V168H85ZM112 170V169H111ZM225 170V169H223ZM263 170V169H262ZM32 171V170H31ZM98 171V170H97ZM101 171V169H100ZM180 171V170H179ZM247 171V169H246ZM255 171V170H254ZM34 172V171H33ZM96 172V171H94ZM105 172V171H104ZM104 172H100L101 174L104 173ZM114 172V171H113ZM141 172V170L139 171ZM141 172V173H142ZM225 172V171H223ZM264 172V171H263ZM88 173V172H87ZM98 172H96L95 175H97ZM106 173V172H105ZM112 173V171H111ZM111 173H108L109 174V178L107 179V183L112 182L113 178L111 179L110 177V174ZM167 173V172H166ZM222 173V172H221ZM226 173V172H225ZM28 174V173H27ZM37 174V173H36ZM35 174V175H36ZM39 174V173H38ZM99 174V173H98ZM100 174V175H101ZM107 174V175H108ZM113 174V173H112ZM129 174H131V171L129 172ZM137 174V173H136ZM135 174V175H136ZM139 174V173H138ZM229 174V173H228ZM240 174V173H239ZM253 175V173H251ZM263 174L262 172H260V175ZM30 175V174H29ZM40 175V174H39ZM94 175V176H95ZM128 175V174H127ZM139 175V176H140ZM225 175V174H224ZM223 175V177H225ZM231 175V174H230ZM238 175V174H237ZM257 175V174H256ZM27 176V175H26ZM32 176V175H30ZM98 176V175H97ZM113 176V175H112ZM173 176V175H172ZM234 176V175H233ZM255 176V175H254ZM262 176V175H261ZM34 177V176H33ZM243 177V176H242ZM245 177V176H244ZM35 178H37L35 176ZM99 178V177H98ZM106 178V177H104ZM131 178V177H130ZM141 178V177H140ZM241 178V177H239ZM247 178H250V177H247ZM259 178V177H258ZM262 178V177H261ZM263 178H264V175H263ZM97 179V178H95ZM93 179V180H95ZM102 179V178H101ZM29 180V179H28ZM100 180V178H99ZM105 180V179H104ZM112 180V181H111ZM233 180H236L233 178ZM30 181V180H29ZM97 181V180H96ZM133 181V180H132ZM138 181V180H136ZM238 181V180H237ZM261 181H263L261 179ZM32 182V181H31ZM106 182V181H105ZM224 182V181H223ZM245 182V181H244ZM251 182V181H250ZM264 182V181H263ZM28 183V182H27ZM113 183V182H112ZM243 183V182H242ZM247 184V182H245ZM259 183H261L259 181ZM111 184V183H109ZM141 184V183H140ZM239 184V183H237ZM258 184V183H257ZM135 185V183H134ZM248 185V184H247ZM256 185V184H255ZM262 185H264L263 183L262 184H258V186L255 188L253 187V185H251V188H254L255 191L259 192L262 190H264V186H263V189H262ZM236 186V185H235ZM250 186V185H249ZM248 186V187H249ZM229 187V186H228ZM239 187H241L239 185ZM247 187V186H246ZM235 188V187H234ZM136 189V188H135ZM182 189V190H181ZM242 189V188H241ZM253 189V190H254ZM252 190V189H251ZM261 191V192H262ZM137 192V191H136ZM231 192V191H230ZM241 192V191H240ZM253 192V191H252ZM264 192V191H263ZM135 193V192H134ZM138 193V192H137ZM233 193V192H232ZM235 194V193H234ZM233 194V195H234ZM262 194V193H261ZM251 195V194H250ZM260 195V194H259ZM137 196V194H136ZM136 196H134L136 198ZM232 196V195H231ZM257 196V195H256ZM264 195H262L263 197ZM142 197V196H140ZM235 198V197H233ZM247 198V197H246ZM262 199V198H261ZM141 200V199H140ZM228 201V202H227ZM235 200H233L234 202ZM262 201V200H261ZM124 202V201H123ZM127 202V201H126ZM165 202H168L167 205H165ZM231 202V201H230ZM260 202V201H259ZM264 202V201H263ZM263 202L260 203V206L263 205ZM140 203V202H139ZM258 203V202H257ZM259 204V203H258ZM256 204L255 202V205H258ZM123 206L120 207V209H118V211L115 213V214H112V225H113V229L110 231L109 235H108V239L110 238H117L118 235L123 231L125 230L127 227H132L131 225L133 224V220L131 219V215H128V204L127 203H123L122 204ZM143 205V204H142ZM222 205H225L226 207L224 208V206ZM246 205V204H245ZM254 205V204H253ZM120 206V205H119ZM227 206H229L227 208ZM234 207V206H233ZM224 208V209H223ZM227 208V209H226ZM251 208V207H250ZM256 208V207H255ZM263 208L264 209V205L263 207H260L259 209H257L258 211ZM262 210V209H261ZM90 213H87V216L89 215L90 217H93V219H96V220H101L102 217H100L98 215V213L94 210V208L92 207H88L87 208V212ZM252 211L254 212V210L252 209ZM257 211V212H258ZM56 216L58 218V220H60L59 218L63 217L65 215L64 212L62 211H56ZM214 213V216L215 217L214 219H210V217L212 216V214ZM256 213V212H254ZM260 213V211H259ZM102 214V212H101ZM216 214V216H215ZM211 215V216H210ZM226 215V217H225ZM53 216V218H54ZM102 216V215H101ZM105 217V216H104ZM107 217V216H106ZM211 217V218H213ZM52 218V219H53ZM133 218V217H132ZM261 220L262 222L264 223V213L261 215ZM51 219V220H52ZM228 219V220H226ZM56 218L53 219L52 221L48 220L49 222L47 223V226H50L53 224H55L57 221ZM108 220V219H107ZM86 221V220H85ZM110 221V220H108ZM228 221V222H226ZM61 222V220H60ZM201 222V223H200ZM226 222V223H225ZM261 222V223H262ZM49 223H51L49 225ZM132 223V224H131ZM218 223V227L212 229V226L214 227V225ZM60 224V223H58ZM84 227L83 229L85 230L87 228V225L90 224V219L88 218V220L83 223ZM205 224V225H206ZM61 225V224H60ZM58 225V226H60ZM209 225V224H208ZM206 225V227L208 226ZM225 225V226H226ZM55 226H57L55 224ZM53 226V227H55ZM153 226V225H152ZM151 226V228H152ZM210 226V225H209ZM233 227V226H232ZM50 228V227H49ZM127 228V229H128ZM149 228V230L151 229ZM221 228L220 230H216V233L215 235L220 238L222 236L223 233H225V228L223 227L222 228V233H219L221 232ZM230 228V227H229ZM24 229V228H22ZM20 229V230H22ZM147 229V228H146ZM207 229V228H206ZM19 230V231H20ZM193 230V231H194ZM208 228V232H211ZM224 230V231H223ZM227 230V228H226ZM191 231V232H190ZM207 231V230H205ZM218 232V233H217ZM201 233V231H200ZM237 233V232H236ZM237 233V234H239ZM203 234V233H201ZM214 235V234H213ZM214 235V236H215ZM155 236V235H154ZM180 236V235H178ZM220 236V237H219ZM224 236V235H223ZM107 237V236H106ZM204 237V236H203ZM207 237V236H206ZM158 238V237H156ZM181 238V237H180ZM224 238V237H223ZM240 238V237H239ZM185 239V238H183ZM232 239V238H231ZM238 239V238H237ZM247 239V238H246ZM206 240V239H205ZM220 240V239H219ZM236 240V239H235ZM233 241V240H232ZM239 241V240H238ZM238 241H237V244L238 245ZM127 242V241H126ZM186 242V243H185ZM216 242V241H215ZM240 242V241H239ZM210 243V244H209ZM217 243V242H216ZM219 243V242H218ZM230 244V243H228ZM228 244H226V246H228ZM232 244V243H231ZM248 244V243H247ZM246 244V245H247ZM130 244L127 243V245L125 246L126 248H122L123 250V253L121 254L122 256V259L124 258L125 260L127 259L129 253L133 250H128V248L130 249ZM219 246V245H218ZM224 246H225V242H224ZM122 247H124V245H122ZM174 247V248H173ZM253 247V246H252ZM219 248V247H217ZM238 248V247H237ZM240 248H243V246H241ZM121 250V249H120ZM150 250V248H149ZM160 250V248H159ZM224 250V249H223ZM233 250V249H232ZM237 250V249H236ZM245 250H246V246H245ZM249 250V249H248ZM259 250V251H260ZM152 251V250H151ZM156 251V249H155ZM235 251V250H234ZM238 251L239 248H238ZM243 251V250H242ZM247 251V250H246ZM178 252V251H177ZM217 255V251H214ZM223 252V251H222ZM226 252V251H225ZM251 252V250H250ZM255 252V250H254ZM151 253V252H150ZM159 253V252H158ZM176 253V252H175ZM248 254L245 256V259L249 257V255H251V253L247 252ZM253 253V252H252ZM157 254V253H156ZM154 254V255H156ZM232 254V253H231ZM235 254V252H234ZM255 254V253H254ZM258 254V252H257ZM171 255V254H170ZM215 255V256H216ZM220 256V255H219ZM233 256V255H232ZM235 256V255H234ZM258 256V258H260ZM171 257V261H172V264H177L178 263V258L174 257V256H170ZM220 258V257H219ZM253 258V256H252ZM260 258V259H261ZM22 259V258H21ZM150 259V258H149ZM148 259V260H149ZM225 259V258H224ZM224 259H221L220 261L222 263H224ZM232 259V258H231ZM244 259V260H245ZM125 260H122L123 262ZM185 260V259H184ZM183 259L179 260V263L180 264H184L185 261ZM187 260V259H186ZM212 260V261H211ZM219 260V259H218ZM199 261V262H200ZM229 261V260H227ZM226 261V262H227ZM195 262V261H194ZM194 262H192L194 264ZM216 262V260H215ZM221 262L219 264H221ZM225 262V263H226ZM230 262L233 263V260H231ZM17 263V262H16ZM191 263V262H190ZM191 263V264H192ZM196 263V262H195ZM215 264V263H214ZM251 264V263H250Z\"/></svg>", "mask_w": 264, "mask_h": 264}]
</instances>
